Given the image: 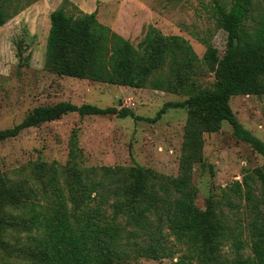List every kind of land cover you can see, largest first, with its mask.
<instances>
[{
    "label": "trees",
    "instance_id": "trees-1",
    "mask_svg": "<svg viewBox=\"0 0 264 264\" xmlns=\"http://www.w3.org/2000/svg\"><path fill=\"white\" fill-rule=\"evenodd\" d=\"M31 1L38 0L27 3ZM23 7L17 0H0V28ZM213 14L227 34L226 51L220 56L208 43L202 59L186 39L165 36L153 26L135 47L101 24L97 12L75 16L61 7L50 14L47 71L188 97L165 103L146 119L156 122L170 108L187 110L179 174L165 177L138 165L87 168L76 135L64 166L33 162L17 180L0 170V264H127L137 256L157 260L179 253L167 244L169 236L185 249L176 264H264V167L234 184L235 194L254 212L249 224L237 221L233 228L213 202L205 210L194 203L192 172L203 161L205 133H217L227 122L238 140L264 158V142L243 127L230 106L235 96L264 94V10L257 0H231L229 5L214 0ZM251 18L256 26L250 31ZM20 58L21 65L28 63ZM205 71L215 74L212 89L197 83ZM70 113L145 120L129 108L61 101L36 107L21 123L0 131V143ZM254 182L261 185L259 197ZM142 236L149 242H142Z\"/></svg>",
    "mask_w": 264,
    "mask_h": 264
},
{
    "label": "rangeland",
    "instance_id": "rangeland-1",
    "mask_svg": "<svg viewBox=\"0 0 264 264\" xmlns=\"http://www.w3.org/2000/svg\"><path fill=\"white\" fill-rule=\"evenodd\" d=\"M19 14L0 28V131L21 123L36 107L68 101L77 106L91 104L100 108H129L136 116H85L70 113L59 120L24 130L0 143V170L12 179H23L33 162L64 166L70 143L77 136L82 163L87 168L138 165L165 177H177L182 154L188 112L170 108L156 122L152 119L168 102L188 97L151 88L135 89L87 79L61 76L45 69L50 14L63 7L67 14L97 12L98 21L129 40L135 47L144 39L149 26L165 36L186 39L203 58L210 43L222 56L227 45L226 32L217 26L214 0H38L27 3ZM229 5L231 0H219ZM261 8L264 10V0ZM256 15L257 12L255 11ZM256 26L251 18L247 27ZM28 58L21 65V58ZM197 83L206 89L215 84V74L205 71ZM231 110L244 128L264 142V94L235 96ZM203 161L193 166L192 182L197 190L194 203L205 210L213 202L225 222L235 227L252 221L254 212L245 198L233 191L235 182L264 167V158L248 144L238 140L224 122L217 133H205ZM255 183V182H254ZM255 196L261 185L255 183ZM163 234H168L163 228ZM248 232L245 231L244 236ZM142 242H149L142 236ZM167 244L179 250L173 257L151 259L137 256L127 264H176L184 253L173 237ZM231 257L229 247L224 248ZM249 253V251H247Z\"/></svg>",
    "mask_w": 264,
    "mask_h": 264
}]
</instances>
